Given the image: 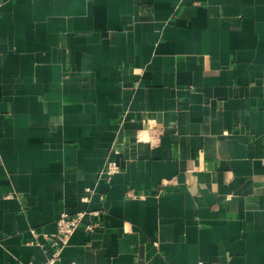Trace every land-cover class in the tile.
Returning a JSON list of instances; mask_svg holds the SVG:
<instances>
[{"label":"crops","instance_id":"1","mask_svg":"<svg viewBox=\"0 0 264 264\" xmlns=\"http://www.w3.org/2000/svg\"><path fill=\"white\" fill-rule=\"evenodd\" d=\"M64 211L57 264H264V0H0V264Z\"/></svg>","mask_w":264,"mask_h":264},{"label":"built area","instance_id":"2","mask_svg":"<svg viewBox=\"0 0 264 264\" xmlns=\"http://www.w3.org/2000/svg\"><path fill=\"white\" fill-rule=\"evenodd\" d=\"M119 166L116 164L114 160H108L105 166L101 169L100 174L106 173L108 177L117 171H119ZM85 200H88V197H84ZM84 212L78 211V212H68L64 211L60 215L58 219V228L56 238L57 241L53 243L52 248L47 251V259L44 264H57L58 260L61 258V253L64 248V246L69 242V239L73 232L76 230V228L80 225L81 219ZM97 224H91L89 226V229L93 230L95 229V226ZM32 238L31 242H34L37 240V237L39 235H46V232H42L38 229L32 228L31 229ZM27 264H33V262H28ZM71 264H77L76 262H72Z\"/></svg>","mask_w":264,"mask_h":264}]
</instances>
